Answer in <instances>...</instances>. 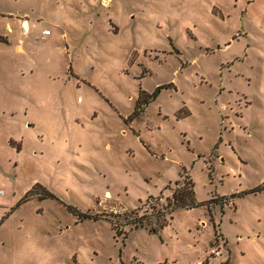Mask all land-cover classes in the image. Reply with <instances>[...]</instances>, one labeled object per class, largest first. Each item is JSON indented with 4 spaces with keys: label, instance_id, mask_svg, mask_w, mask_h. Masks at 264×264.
<instances>
[{
    "label": "rangeland",
    "instance_id": "1",
    "mask_svg": "<svg viewBox=\"0 0 264 264\" xmlns=\"http://www.w3.org/2000/svg\"><path fill=\"white\" fill-rule=\"evenodd\" d=\"M263 184L264 0H0V264H264Z\"/></svg>",
    "mask_w": 264,
    "mask_h": 264
},
{
    "label": "trees",
    "instance_id": "2",
    "mask_svg": "<svg viewBox=\"0 0 264 264\" xmlns=\"http://www.w3.org/2000/svg\"><path fill=\"white\" fill-rule=\"evenodd\" d=\"M164 89V87H159L156 92L153 93V95H149V102L155 100L158 95L161 93V91ZM146 101V104H148ZM184 178V179H183ZM176 190L172 194V198H168V206H163L162 208L158 207L157 205L153 204L150 205V209L153 210L152 214L150 216H147L148 218L143 217L142 219H133L130 222L134 224L136 228H148L151 233L157 234L161 231H163L168 225H170L174 217L173 214L179 210V209H187V210H193L200 208L202 206H208L209 210H212V204L215 201L219 200H226V197L221 198H214L206 202H199L197 200V194L195 191V183L192 179L181 176V179L176 182ZM264 192V184L261 186L256 187L255 189L251 190L249 192H242L240 194L233 195L231 198H235L237 196L243 197L252 193H261ZM29 194V193H28ZM23 201H26L23 199L21 202H19L18 205H20ZM151 217H155L156 220H151ZM168 217L169 220H168ZM6 218L3 219L2 222H0V226L3 224ZM116 227V226H115Z\"/></svg>",
    "mask_w": 264,
    "mask_h": 264
},
{
    "label": "built area",
    "instance_id": "3",
    "mask_svg": "<svg viewBox=\"0 0 264 264\" xmlns=\"http://www.w3.org/2000/svg\"><path fill=\"white\" fill-rule=\"evenodd\" d=\"M21 28H22L24 34H26V35L30 34V32H31V26H30V21H29V19L27 17L21 19ZM45 34L46 35H50L51 32L49 30H47V31H45ZM212 254L214 256H221V252L219 250H217V249H214L212 251Z\"/></svg>",
    "mask_w": 264,
    "mask_h": 264
},
{
    "label": "crops",
    "instance_id": "4",
    "mask_svg": "<svg viewBox=\"0 0 264 264\" xmlns=\"http://www.w3.org/2000/svg\"><path fill=\"white\" fill-rule=\"evenodd\" d=\"M20 21H21V19H23V18H18ZM29 21H30V19H29ZM21 23V22H20ZM30 26H31V22H30ZM8 28H9V31H11L12 30V27L9 25L8 26ZM31 31H32V28H31ZM47 31V30H46ZM30 34H31V32H30ZM30 34H28V35H30ZM50 35H52V33L50 34ZM24 39H20V45H18V50L20 51V52H26L25 51V48H24ZM20 49H23L22 51L20 50Z\"/></svg>",
    "mask_w": 264,
    "mask_h": 264
}]
</instances>
